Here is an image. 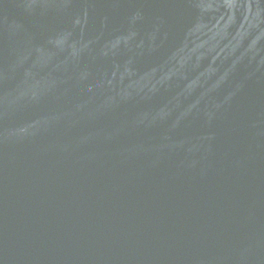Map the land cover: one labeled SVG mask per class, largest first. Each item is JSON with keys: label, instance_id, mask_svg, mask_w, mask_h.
Masks as SVG:
<instances>
[{"label": "water", "instance_id": "95a60500", "mask_svg": "<svg viewBox=\"0 0 264 264\" xmlns=\"http://www.w3.org/2000/svg\"><path fill=\"white\" fill-rule=\"evenodd\" d=\"M0 264H264V0H0Z\"/></svg>", "mask_w": 264, "mask_h": 264}]
</instances>
